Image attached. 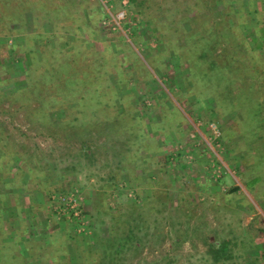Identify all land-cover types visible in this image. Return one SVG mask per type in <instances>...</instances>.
I'll return each instance as SVG.
<instances>
[{
  "label": "rangeland",
  "instance_id": "obj_1",
  "mask_svg": "<svg viewBox=\"0 0 264 264\" xmlns=\"http://www.w3.org/2000/svg\"><path fill=\"white\" fill-rule=\"evenodd\" d=\"M0 264H264V0H0Z\"/></svg>",
  "mask_w": 264,
  "mask_h": 264
},
{
  "label": "trees",
  "instance_id": "obj_2",
  "mask_svg": "<svg viewBox=\"0 0 264 264\" xmlns=\"http://www.w3.org/2000/svg\"><path fill=\"white\" fill-rule=\"evenodd\" d=\"M67 94H68V93H67ZM234 189H235V188H234ZM234 189H233V190H234ZM225 245H226L225 243H221L220 246H219L218 248H220V247L225 248V247H226ZM219 256H221V255L219 254Z\"/></svg>",
  "mask_w": 264,
  "mask_h": 264
}]
</instances>
